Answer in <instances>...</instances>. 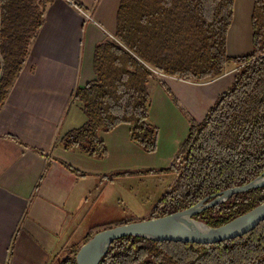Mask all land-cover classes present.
Wrapping results in <instances>:
<instances>
[{
  "label": "trees",
  "instance_id": "1",
  "mask_svg": "<svg viewBox=\"0 0 264 264\" xmlns=\"http://www.w3.org/2000/svg\"><path fill=\"white\" fill-rule=\"evenodd\" d=\"M53 1L0 0V107ZM234 3L121 0L115 38L95 49V79L73 93L85 122L60 137L66 149L78 148L90 157L102 158L108 149L101 133L127 123L131 139L152 152L159 133L150 119L153 70L204 83L237 66L233 83L206 116L191 120L189 134L167 168L177 177L145 219L187 209L207 197L209 201L212 195L264 173V0H254L253 52L236 57L227 53ZM263 202L261 186L236 193L194 217L217 227ZM134 221L139 219L98 225L85 242L100 230ZM79 248H68L55 264H78ZM100 264H264V220L243 235L216 243L123 236L111 244Z\"/></svg>",
  "mask_w": 264,
  "mask_h": 264
},
{
  "label": "crops",
  "instance_id": "2",
  "mask_svg": "<svg viewBox=\"0 0 264 264\" xmlns=\"http://www.w3.org/2000/svg\"><path fill=\"white\" fill-rule=\"evenodd\" d=\"M120 1L50 3L0 107V264H55L68 248L82 245L96 226L107 223L91 218L95 207L119 201L114 186L119 177L100 178L112 171L105 168V159L66 149L60 137L85 122L72 96L95 79V49L115 38ZM253 12L254 0H235L227 35L229 56L253 52ZM236 71L237 66H229L222 76L204 83L161 73L152 78L150 90L157 80L176 81L180 100L187 99L201 121L233 83ZM130 131L131 125L123 123L105 135L112 146L133 145Z\"/></svg>",
  "mask_w": 264,
  "mask_h": 264
},
{
  "label": "rangeland",
  "instance_id": "3",
  "mask_svg": "<svg viewBox=\"0 0 264 264\" xmlns=\"http://www.w3.org/2000/svg\"><path fill=\"white\" fill-rule=\"evenodd\" d=\"M153 72L154 77L161 76L160 71L154 69ZM175 82L171 81L170 85L157 80L156 85L151 89L150 119L159 131L155 151H146L132 139L133 145L112 146L113 142L105 135L106 132H103L104 138H102L108 151L106 156L98 159H105V168H112V171L102 172L103 176L100 178L119 177L114 183L117 187L116 198L119 201L117 204L116 201L113 204L109 203L105 205L106 207H95L91 218L98 216L103 219L102 221H106V224L120 223L127 218L139 220L149 218L153 209L149 213L148 211L174 183L177 173L167 170L176 156V154L173 156V151L175 149L178 151L181 142L188 136L191 120L198 121L190 111L192 104L188 103L187 99L185 102L180 100V96L175 91L177 89ZM158 86L160 89H157ZM119 155L122 157L121 160L118 159ZM80 246L81 244L76 248Z\"/></svg>",
  "mask_w": 264,
  "mask_h": 264
},
{
  "label": "water",
  "instance_id": "4",
  "mask_svg": "<svg viewBox=\"0 0 264 264\" xmlns=\"http://www.w3.org/2000/svg\"><path fill=\"white\" fill-rule=\"evenodd\" d=\"M264 186V173L247 184L226 189L212 195V200L165 216L122 223L95 233L83 243L77 253L78 264H100L111 244L118 238L133 235L156 241L216 243L243 235L264 220V202L221 226H211L194 216L228 200L236 193Z\"/></svg>",
  "mask_w": 264,
  "mask_h": 264
}]
</instances>
